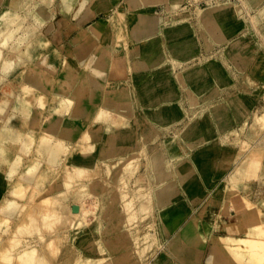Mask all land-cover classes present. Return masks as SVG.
<instances>
[{
	"label": "rangeland",
	"instance_id": "1",
	"mask_svg": "<svg viewBox=\"0 0 264 264\" xmlns=\"http://www.w3.org/2000/svg\"><path fill=\"white\" fill-rule=\"evenodd\" d=\"M128 2L129 0H118L112 3V8L108 13L97 16L94 20V22H97L99 18L105 19V22H101L103 34L96 28H92L102 36L100 37L99 48L90 59V63L101 54L102 47L106 49L103 58L100 60L101 67H99L97 72H94L89 67L85 68L86 70L84 71H79V68H77L76 70L80 72L78 77H75L76 79L71 78V73L65 69V66L72 61V58L63 55L59 50L58 52L54 51L53 54V49L46 46L24 68L19 69L10 81L0 87V107L2 102L8 101L10 109L16 104L15 95L19 92L18 88L23 82L31 83L32 81L39 90L32 94L34 97L30 95V98H36L35 100L29 98L26 102L32 106L31 112L34 115L33 118L35 117L33 122H24V120L21 122V120L15 123V128L23 129V131L29 130L32 134L29 133L34 138L30 150L22 152L21 146L16 143H7L5 145L8 150V160L12 163L16 158L23 157V163L19 169V174L12 179V183L11 181H4V179L3 181L6 184H2L1 182L3 181L0 182V264H19L10 260L9 257H15L24 247L34 243L39 245V256L41 258L47 256V248H44L47 245L46 241H42L43 239L40 241V238L38 241V237L35 239L34 236L32 237V235L38 236V233L27 236L23 235V232L32 230L34 219L42 217L49 221L50 219L53 220V216H50L46 210V205H44V208L41 204H38L43 197L52 194L68 193L69 198H71L69 204L75 203L77 206L73 205L72 208L76 207V209H80L79 211L82 210V220H85V222L79 219L74 220L73 218L72 222L70 217V219L67 218L68 216L65 217L64 223L57 228L60 238L57 246L60 249L54 255L47 256L49 264H94L95 262L97 264H118L117 259L120 255L128 253L129 250L132 255L127 254L129 258L124 261V264H155L157 261L165 264H226L224 257L219 253L215 261L210 260L211 255L215 251L211 235H227L228 233L224 229V222L232 226L235 231L243 228L244 216L247 211L243 204V196L258 205L264 212V206L260 204V202L264 201V179L241 180V185L237 186L242 188L238 189V196L234 197L231 202L215 195L222 189H225L227 196L231 193L228 190L230 184L223 182L230 180L236 166L244 159L250 157L254 151L253 149L258 145H263L260 134L264 130L256 123V118L264 115V79L261 78L262 75L258 79L255 75L231 74L229 61L232 58L225 57V52L220 53L221 49H217L216 53L210 49L216 40L212 38V41H210V33L207 29L209 25L205 26L200 22V33L203 37V40H201L194 24L196 18L200 17L201 19L204 14L215 13L219 17L221 13L223 16L225 13L227 25H223L222 29L228 33L230 29L237 28V26L230 19V11L226 7L232 5L230 2L233 4L237 3L243 7L241 0H202L200 2L195 0H153L151 9L154 10L155 6V11L158 15L177 18L183 14L182 17H179L182 19H179L178 22L187 21V24L189 23V26L196 30L200 54L196 59L188 62L186 66V69H189L188 72L199 69L198 67L203 63H214L210 70L214 73L212 78H214L215 82L220 83L222 79L231 80L232 88L222 94V98L218 101L214 97L217 94L215 89H210L209 85V88L207 85L200 87L197 85L205 83L204 81L206 80H211V77L200 78L198 81L191 82V85L195 88L194 91L198 87L196 92H189L191 111L193 113L198 112L195 106H203L204 108L202 107L194 118L192 117L195 115L191 111L188 112L186 121L176 126L177 131L181 130L185 122L188 121V126H185L186 130L184 131L185 138L181 137L183 133H174L173 131L167 133L175 122L182 121V114H185L182 109H179L178 115L174 113L173 122L163 126L158 123H156L157 125L155 123L150 125L149 118L145 116L147 115L146 112L141 108L139 88L143 82L144 75L141 76L140 68L135 64L136 61L133 60L135 56H138V50L142 48L143 42L138 41L134 35V32L138 30L135 17L150 14L147 13L148 11L142 10L135 15H131V4ZM179 2L180 6L176 11L168 7ZM214 4H219L222 9H217L219 8L217 7L218 5L214 7ZM258 5V8L253 7V9L251 8L248 11L242 9L239 13L246 17L249 22H252V18L256 19V17L263 20L264 1L261 0ZM207 8V12L203 14V11ZM143 9L145 8L143 7ZM187 24L184 26L188 27ZM211 32L213 33V31ZM222 38L228 39L223 42H225L226 52L230 57L232 50L240 49L242 56L249 59L252 58L253 63H255V71L262 69V63H264V27L262 25L255 27L251 23L246 26L244 40L241 45H239L240 40H230L228 35L222 36ZM35 40H37L36 36L30 40V43ZM236 41L237 43L235 44ZM25 49L27 50V46L22 47L23 51ZM218 53H220V58H218ZM247 53L248 56L246 55ZM240 59L243 60L242 57ZM8 62L16 63L17 56L11 55L8 57ZM216 65H218V69L216 68L218 74L221 72L220 75H223L222 78L217 76L216 71L214 72ZM38 66L40 69H38ZM74 67L72 66L73 70ZM144 69H142V74L145 72ZM68 70L70 69L68 68ZM182 71L181 68H175L172 71L173 76L176 77L175 79H178L181 84L183 83L180 77ZM89 75H93L95 80H89ZM36 76H39L40 83L35 81L36 78L34 77ZM185 79L189 80L188 77H185ZM226 86L228 85H223V87ZM75 88L80 89L81 94L74 97L75 99H73L72 95L69 99L68 97L74 92ZM43 89L45 90L42 91ZM178 91L181 95V101H183V109L186 107L188 111L186 93L180 88ZM92 92L95 93L96 100L90 98ZM61 93L63 94V101L62 99L54 101L55 96ZM65 97L67 98L66 100ZM68 99L79 103V107H82L85 112L76 116L77 131L74 138L69 139L67 142L66 149L68 153L61 162L60 170L54 173V169L42 162L37 171L41 179L29 178L28 166L32 161L36 160L35 157L39 156L36 151L39 148L38 144H41L40 142L44 140V137H48L49 122L53 121L55 116H57L51 111L53 108H58L62 112V107L66 108L71 102ZM104 110H109L108 116L110 117L118 115L124 125H121V123L117 124L116 120H114L113 124L110 125L111 128L106 129L104 126L108 124L99 120L101 119L99 118L100 112ZM233 111L238 120L244 117L245 121L233 127L232 130L230 129L231 125H235L234 122L230 121ZM211 114L218 130V133L213 138H221V142H216L218 143L217 145H229L237 148L231 165L226 170L224 168L226 167L224 158L219 153H216L215 150L210 149L206 151L208 161L205 164L207 167H201L193 158V164H188L186 168L188 172H191L192 175L194 174L193 178L195 179H187L190 177L187 175L186 181L180 180L181 185L179 187L176 186V189L173 190L174 198L169 202V205L177 206L181 204L183 209L178 212H171L165 219L161 216L163 210L156 207L155 202L150 211L140 210V202L147 199L148 193L156 189V187L153 188L154 184L152 185L149 180L147 158L150 153L148 151L166 155L169 163L174 166H178L181 160L197 156V152L202 148V145L207 144L205 143V134L213 129L212 121L209 119ZM200 117L202 121L198 123ZM190 118H192L191 121L189 120ZM249 118L250 122H248ZM197 129L202 131L201 136H198L199 132H196L198 131ZM121 131L136 134V141L142 142V146L146 147L147 150H143L144 148L141 146L142 149L140 148V151L130 154L125 157V160L116 165L117 160H109L107 155L109 150H112L111 139L116 133ZM187 133L190 134L188 135ZM196 133H198L197 136ZM182 140L184 143L189 144L186 145L188 148L183 149ZM243 143L248 144L245 146ZM167 151L171 155L167 154ZM133 154L142 157L140 167L134 171L135 173L124 169ZM171 156H174V159ZM89 158H93L95 160L94 163L97 164L89 167L92 173L79 176L72 171L73 179L71 182H67L69 169L67 170L66 167H74L76 166V161ZM101 162H106L109 166H113L109 177L107 174V176H104L109 171L103 166V168L100 167V169L94 170V167H98ZM9 166V163L3 164L0 167V173L5 175L9 170ZM170 171L169 174L172 177L168 174V178L163 181L164 185L176 181V178L178 179L176 171ZM119 177L123 178L118 180ZM34 180L41 182V192L43 193L36 192L35 194L39 195L32 201L31 206H28L23 213L18 208L17 212L9 216L10 221H5L7 214L3 210H5L6 200L13 198L12 189L22 187L26 190L27 195L32 189L27 181L32 184L35 182ZM121 181H124V187H122L123 182L121 185ZM25 201L17 200L18 203ZM130 203H132L133 209H131ZM227 203L229 211H225ZM188 227H191V231L185 239L183 236L184 230ZM40 230H42L45 237H48L44 227H41ZM150 235L156 238L155 243L145 240ZM262 237L264 238V234ZM16 240L22 241L21 247L17 246ZM88 243L89 246L87 247ZM104 256H107V258Z\"/></svg>",
	"mask_w": 264,
	"mask_h": 264
},
{
	"label": "bare ground",
	"instance_id": "2",
	"mask_svg": "<svg viewBox=\"0 0 264 264\" xmlns=\"http://www.w3.org/2000/svg\"><path fill=\"white\" fill-rule=\"evenodd\" d=\"M24 1L25 3L28 2L29 7L31 8H29L28 10H24V9L22 10L20 7L23 4V0H8V2L10 3L9 5H11L13 8L7 7V8H4L3 10L1 9L0 11V87L5 85L7 81H10V79L14 77V74L19 69L24 68L29 62H31L37 56V53L45 49L46 46L51 47L53 49V54H54V51L58 52V49H56L52 45V43L46 37L42 35L41 30H40L41 29L40 25H44L46 23L45 19L48 17L49 11H45V10L38 11V6L48 7L55 0H37V3L35 4L33 0H24ZM74 1L75 0H60L59 2L61 3L60 11L69 12L70 7H71L70 5L71 3H74ZM195 1L200 2L202 0H195ZM253 1L255 3L259 2L257 0H250V2H253ZM128 3L131 4L130 5L131 15H135L137 12H141L142 10H145V12L148 11L147 13L151 14V15H141L140 17L139 16L135 17L138 30L134 32V35L138 41L143 42L142 50H143L144 55L147 56V54L151 52L152 49L156 53L154 59L150 62L152 67L159 68L158 70L162 73L168 72V71L172 72L173 69L175 68H181L183 71L180 74L181 75L180 77L183 83H185V77H188L190 82L198 81L200 80V78L201 79L202 78L206 79V77L212 78V74L214 75V73H212V71L210 70V67L213 66L214 63H210V64L203 63L202 65H200V67L197 66L199 69L193 72H188L189 69H186L188 62L191 60H194V58H191V57L193 54H196V52L198 51V44H197L196 38L194 37L196 35L195 33H193L194 30L192 26H189V23L187 24V21L186 22L184 21L181 23L178 22L179 19H182L179 17H182L183 14L181 16H178L177 18L171 17V16L170 17L156 16L153 13L154 10L151 9L153 0H148V1L129 0ZM241 3L244 9L248 11L249 7L246 3V0H241ZM32 5H34V9H32ZM217 5L214 4V7L217 6L219 7V8L216 7L217 9H222V6H220L219 4ZM179 6H180V2L175 5L173 4L171 6H168V7L171 9H175L176 11ZM142 7H144L145 9H143ZM215 17L218 19L223 18L225 20L227 18V16H225V13H224V16L221 13L219 17L215 13H210V15L209 14L202 15L201 22L202 24L205 25V23H208L207 21L209 19L211 20L212 18H215ZM261 22H262V19H259L258 17H256V19L252 18L251 23L252 25L256 27V26H261ZM185 24H187L188 27L184 26ZM92 32L94 35L98 37L101 43L100 37L102 35L100 36L95 31H92ZM34 36L37 37V40H35L33 43H30V40ZM239 42H240L239 45H241L242 41H239ZM236 43L237 41L235 42V44ZM23 46H27V50L25 49V51H23L22 50ZM85 46H87V44ZM102 49L103 50L101 51V54L97 56L96 59L92 61V63H90V60H89L85 66H81L80 64L77 63V61L73 57L69 56V58H72V61L69 62L65 66L66 67L65 69L69 71V73H71V76H72L71 78L76 79L75 77H78V74L80 72L76 70L77 68H79V71H84L86 70L85 68L89 67L94 72H97L99 67H101L100 60L103 58L104 52L106 50L103 47ZM13 54L17 56V62L9 63L8 57H10ZM235 56L236 55L231 54L232 58ZM72 66H75L74 70ZM216 66L217 67H215L214 72L216 71V73L218 74V70H216V68L218 69V65ZM68 68L70 70H68ZM38 69H40L39 66H38ZM220 73L221 72H219L217 76L222 78L223 75H220ZM88 77H89V80H92V81L95 80L93 78V75H89ZM34 78H36L35 80L36 82L40 83L39 76H36ZM169 82H170L169 78H163V79H158V84L157 86H155V88L148 86V88L144 91V93L150 105H157L159 101L162 99L165 100V99L172 98L173 94L170 93ZM18 90L19 92L15 95L16 104L13 107H11V109L8 107V104H9L8 101L2 102L1 107H0V167L3 166V164L9 163L10 165L8 168L9 170L7 171L5 175H2L0 173V182L3 181L4 179V181L5 180L8 182L11 181L12 183V179L19 174V169L21 168L22 163H23V157H18L11 163V161L8 160V157H7L8 150H7V146L5 145H7V143L19 144L21 146L22 152L29 151L31 146L33 145L32 141L34 138L33 136H31L32 134L29 132V130L23 131V129L15 128L16 126L15 123L21 120H22L21 122H23V120L24 122L26 121L33 122V119H35V117L33 118L34 115L31 112L32 106H30V104L28 105L26 102L30 98V95L34 94V92L37 91L38 88L31 81V83L23 82L22 85H20V87L18 88ZM44 90L45 89H43L42 91ZM79 94H81V90L75 88L74 92L71 93L70 97L68 98L70 99L71 96L73 95V99H75L74 97H77ZM62 95H63L62 93L57 94V96H55L54 98V101L56 99L57 100L62 99L63 98ZM32 97H34V95H32ZM90 98L92 100L97 99L95 93L93 92ZM30 99L35 100L36 98H30ZM66 99L67 98L65 97V100ZM69 99L68 101H71L69 106H67L66 108L62 107V112H61V109H58V108H53V110L51 111L53 114L57 116H55V119L53 121L49 122V126H48L49 132L47 133L49 134L48 137L47 138L44 137V140L42 138L43 141L40 140L41 144H38L39 148L37 147L38 149L36 151H37V154H39V156L35 157L36 160L32 161V163L28 166L29 178L35 177L36 179L37 178L41 179L39 174H37V171L39 169L40 163L42 162H44L45 164L49 165L52 169H54V173H57L58 170H60L61 162L63 161V158L66 157L68 153V150L66 149L67 142L69 141V139L74 138L75 133L77 131L76 130L77 125L75 124V120L77 119L76 116L85 112V110L82 107H79V103H76L75 100L72 101ZM65 102L63 103L65 104ZM108 111L109 110L101 111L100 117H99L101 118L99 120L106 122L108 124L104 126L106 127V129L111 128L110 125L113 124L114 120H116L117 124L121 123V125H124V122L122 123V120L118 115H113L112 117L108 116L109 114ZM178 112H179L178 108L172 109L173 115L174 113L178 115ZM154 114L160 115L161 111L149 112V116L154 117ZM209 119L210 121H212L211 125L213 129L210 130L211 132H208L205 134L206 136L205 143L207 144L202 145V148L197 152V156L195 155V156H192L190 159L186 158L184 160H181L178 166H174L170 164L169 159L166 155L159 154V153H153V152L151 153L150 150L148 151L150 153L147 158L148 170H149L148 172L149 180L152 185L154 184L153 188L156 187V189L152 191L151 193H148L147 199L140 202V206H139L140 210L150 211L152 209V205L155 202L156 207L163 210L161 212V216L163 219H165V217H167L171 212H178L179 210L183 209V206L181 204L177 206L169 205L170 204L169 202L174 198L173 190L176 189V186L179 187V185H181L180 180H183V182L186 181L185 178L187 175L190 176L187 179H195L193 178L194 174L192 175L191 172H188L186 168L188 164H191V163L193 164V158L195 162H197L201 167H204V166L207 167V165L205 164L208 161V157H206V151L210 149L215 150L216 153H219L220 156L224 158L223 160H225L226 162V163L224 162L226 164V167L224 168H226V170L231 165L232 161L234 160V155H235L237 148L233 146H229V145L228 146L227 145L226 146L217 145L218 143L216 142L217 141L221 142V138L220 137L213 138V136L216 133H218V130L216 128L215 120L212 114L209 116ZM167 121H170V120H167ZM167 121L165 119H159L156 122L164 126L167 124ZM201 121H202V118L200 117L198 119V123H201ZM256 123L262 128V130H264V115L258 116L256 118ZM197 130L198 131L196 132H199V135L198 133H196V136L197 135L201 136L202 131L200 129H197ZM132 133L133 132H125V131L122 132L121 131L119 133H116L113 136V138L110 141V143L112 144V150L111 151L109 150V154L107 155L109 156V158L107 159L109 160L116 159L117 160L116 165H117L118 163L125 160V157L129 156L132 153H136L137 151H140V148L142 149L143 147L144 148L143 150L145 151L147 150L146 147L142 146L143 145L142 142L138 140L136 141L137 139L135 136L136 134L134 135ZM187 134L189 135L190 133H187ZM184 135H185L184 133L181 134V137L185 138ZM246 144L248 143H245L244 145L246 146ZM253 150L254 151L252 152L250 157H248L247 159H244V161H242L240 164H238V166H236L234 173L231 176L230 180L223 182V183L230 184L228 190L231 193L227 196L225 189H222L220 191H218L219 190L218 189L217 190L218 192L215 194L218 198H223V199H226V201L231 202L234 199V197L238 196L237 195L238 189L242 188V187L239 188L237 186V185H241V180L242 181L250 180L252 178L264 179V153H263L264 146L258 145ZM167 154L171 155V153H168V151H167ZM171 158L174 159V156H171ZM94 162L95 160L93 158L80 159L79 161L75 162L76 166L66 167L67 170L69 169L67 182H71L73 179L72 171L75 172V175L77 174L79 176L91 174L92 172H90L89 167H93L97 165ZM141 162H142V157L138 156L137 154L135 155L133 154V157L130 158L128 163L124 166V169L128 171L131 170V172L132 171L134 172L140 167ZM102 166L105 167L109 171L108 172L106 170L108 173H105L104 176L108 175L109 177V173L112 172L113 166H109V164L106 162H101V164H99L98 167L97 166L94 167V170L98 168L100 169V167ZM170 170L176 171V175L178 179L176 178V181L171 182V183L169 182V184L164 185L163 181L168 178L167 175L169 174ZM122 178L123 177H119L118 180ZM4 181L1 183L3 184ZM34 181L35 182L32 184L31 182L27 181L29 183L28 185L32 188L30 193L27 195H26V190L22 187L21 188L15 187L12 189L13 198L11 200L10 199L6 200L5 210H3L4 213L7 214L5 221L6 220L7 222L10 221L9 216L10 215L12 216L15 212H17L18 208L21 209V212L23 213L25 209H27L28 206L32 205V201H34V199L39 195L35 193L38 191L39 192L42 191V188L40 186L41 182L38 180H34ZM122 182H123V185H122ZM19 183L24 184L23 182H19ZM19 183L18 185L21 186V184ZM121 185L122 187L125 186L124 181H121ZM120 194L123 195V193L121 192ZM57 196H60V197H57ZM242 199H243V204L247 210L244 216V226L241 230H239L240 232L238 235H228V234L227 235H211V239H212L214 249H215V251L213 252L210 258L211 261H215L219 253L224 257L226 264H264V238L262 237L264 234V212L258 205L254 204L252 201H250L245 196H243ZM17 200H21V201L24 200L25 202L18 203ZM70 200L71 198H69L68 193L60 194V195L52 194V195L43 197L42 200L38 204H41V206L44 208H45L44 205H46V210L50 216L51 215L53 216L52 217L53 220L50 219L49 221V220L43 219L42 217H40V219H34L32 230L23 232V235H27V236L34 234V233H38V236L32 235V237L34 236V239L38 237V241H39V238H40V241L42 239H43L42 241L44 242L46 241L47 245L46 247L44 246L43 247L47 248L46 249L47 256L54 255L55 253L59 251L58 249H60L57 246V242L60 241L59 240L60 238L58 236L59 234L57 233L58 231L57 228L64 223L63 220L65 219V217L66 216H68L67 218L70 217L72 222H73V219L74 220L79 219L80 221L82 220V215H81L82 210L79 211L80 209H76V211L74 212L73 210L74 207L72 208V206L75 205V203L69 204ZM130 204L132 206V203ZM260 204L264 206V201L260 202ZM49 206H51L52 208ZM131 209H133V206ZM225 211H229L228 203L225 205ZM83 216H84V213H83ZM83 219H85V217H83ZM83 222H85V220ZM41 227L42 228L44 227V229L48 233L47 234L48 237L44 236V234L42 233V230H40ZM190 231H191V227H188L186 230H184L183 236L185 239L190 234ZM150 236L147 237L145 240L147 241L149 240L155 243L156 238L152 235ZM15 242L17 243V246L21 247V244H22L21 240H16ZM89 243L88 245H86L87 247L89 246ZM41 244H43V242H41ZM38 248H39L38 243L28 245L24 247L21 250V252L16 254L15 257H9V259L18 262L19 264H49L47 261V256L46 257L43 256L42 258L39 256L40 254H39ZM127 254L129 255L131 254L130 250L128 253L126 252V254H123L122 256L120 255V257L117 259L118 264H124V261L127 258H129L128 257L129 255ZM105 258H107V256ZM155 264H165V263L164 262L160 263L157 261V263Z\"/></svg>",
	"mask_w": 264,
	"mask_h": 264
},
{
	"label": "crops",
	"instance_id": "3",
	"mask_svg": "<svg viewBox=\"0 0 264 264\" xmlns=\"http://www.w3.org/2000/svg\"><path fill=\"white\" fill-rule=\"evenodd\" d=\"M33 1H34V4L37 3V0H33ZM117 1L118 0H75L74 3H71V5H70L71 6L70 10H69L70 13L60 11V4H61V3H59L60 0H55L48 7L47 6H38V11H42V10L49 11L48 17L45 19L46 23L44 25H40L41 26V29H40L41 33L63 55L71 56L77 61L78 64L85 65L94 56V54L97 52V50L99 48V42H100L98 37L96 35H94L92 32L95 30L91 29V28H96V30H98L100 33L103 34L101 22H105V19L99 18V21H97V22H94V20L97 16L108 13V11L112 8L111 4L115 3ZM257 1H259V2H257V4H254L255 3L254 1L250 2V0H246V3L249 7V10L251 8L253 9V7L254 8L259 7L258 4L261 3V0H257ZM262 1H264V0H262ZM230 3L232 5H230L229 7H226V8L227 9L229 8L230 19L232 20V22H234V24L237 26V28L230 29V31L228 33L225 32L224 29H222V27H223V25H227V24H226V20L223 18L218 19L215 17V18H212L211 20L209 19L207 21L208 23H205V26H206V24L209 25L207 29L210 33V36H209V38L211 39L210 41H212V38L216 40V41H214L215 43L213 44V46L210 47V49L215 51V53H216L217 49L218 50L221 49L220 53L225 52L224 55L227 58H232L226 52V46L224 44L228 39L225 38V40H224L222 38V36L228 35L230 40H237L238 39V40L243 42V40H244L243 37H244L246 26L251 24V22H249L246 17L240 15V13H239V11L244 9V7H241L237 3L236 4H233L232 2H230ZM0 4H1L0 10L7 8V7L13 8L11 5H9L10 3L8 2V0H0ZM20 8L22 10L23 9L28 10L31 7H29L28 2L25 3V1L23 0V4ZM32 9H34V5H32ZM155 10H156V8L154 6V11H153V13L155 12L154 15L161 16V15H158ZM207 10H208V8L205 9L203 12H207ZM197 18H196V21L194 24L196 26V30H198L199 39L203 40L202 34L200 33V28H201L200 22L202 19H200V17H199L198 21H197ZM261 25L264 26V19L262 20ZM209 27H210V29H209ZM196 30L194 28L193 33H195ZM211 31H213V33ZM95 32H97V31H95ZM195 35H196V33H195ZM194 37L196 38V41L198 44V51L196 52V54H193L191 58L196 59L200 54V45L198 43L199 39L196 36H194ZM223 41H225V42H223ZM86 44H87V46H85ZM239 50L240 49H234L231 51L232 55H236V56L238 55L239 57L237 56V57H233L232 59H230V61H229V65L231 68V70H229L230 73L234 74V75H237V74H247V75L249 74L248 76L255 75L256 78H258V79L260 78L259 76L262 75L261 78L264 79V63H262V69L261 70L255 71V69H254L255 63H253L252 58L249 59L248 57L242 56ZM220 53L217 54V55H219L218 58H220ZM155 55H156V53L152 49V51L149 52L146 56L143 54L142 48H140L138 50V56L137 57L135 56L134 61H136L135 64L140 68V71L146 67L144 69L145 72L143 74L141 71V76H143V75L144 76H143V82L139 88V91H140L139 92V99H140L142 110L145 111L147 114L145 116L147 118H149L150 125L155 123L159 119H165L166 121L170 120V121H167V123L173 122V118H175V116L172 114V109L178 108V109H182L183 113L185 112V114H182L183 115L182 121L175 122V124H173V126H171V128H169L167 133H170L171 131H173L174 133H180L181 134V133H184V131L186 130L185 126H188V124H187L188 121L185 122V124L181 128V130L177 131L176 126L179 123L186 121V114L191 111L189 92L194 93V92H196L198 87L209 85L210 89H212V90L215 89V91H217L216 92L217 94L214 97L217 98V101H218L220 98H222V94H224L230 88H232V85L230 83L231 80H229V79H222V80H220L221 81L220 83H217V82H215L214 79H211V80L204 81L205 83L197 84L198 87L194 91L195 88H193V86L191 85V82L188 79H185V83L181 84L180 81H178V79H175L176 77L173 76V73L171 71L162 73L158 70L159 68L152 67L150 62L154 59ZM246 55L248 56V53ZM240 57H242L243 60L240 59ZM244 65H246V67H244ZM257 65H259V64L257 63ZM153 72H155V73H153ZM163 78H169L170 79L169 86H170V93L173 94L172 98L165 99V100L162 99L159 101V103L157 105H150L147 98H145V96H144V91L148 88V86L155 88V86H157V84H158V79H163ZM223 85H228V86L223 87ZM179 88L182 89L186 93L187 105L189 106L188 111H187L186 107L183 109V106H182L183 101H181V95L178 91ZM217 101H214V102H217ZM202 107L203 106H200V107L195 106V109L198 110V112L193 113L191 111L192 114L195 115L192 118L197 116V114L201 111ZM151 111H155V112L161 111V114L160 115L154 114V117H155L154 118L153 116H148L149 112H151ZM233 114H234V111L232 113V117H231L232 119L230 121L234 122L235 125H231L230 129L238 126L239 123H244V121H245L244 117H242L238 120V118H236L235 115H233ZM192 118H190L189 120L191 121ZM155 119H157V120H155ZM248 122H250V118H249ZM221 133H226V132H221ZM260 138L263 140V146H264V132H262L260 134ZM181 142L184 145L183 149L188 148V146H186V145H189L188 143H184L183 140ZM224 224H225L224 229L227 231L228 235H238L239 234L240 231H235V229L232 226H229L228 223H226V222H224Z\"/></svg>",
	"mask_w": 264,
	"mask_h": 264
},
{
	"label": "water",
	"instance_id": "4",
	"mask_svg": "<svg viewBox=\"0 0 264 264\" xmlns=\"http://www.w3.org/2000/svg\"><path fill=\"white\" fill-rule=\"evenodd\" d=\"M76 211V207L74 208V212Z\"/></svg>",
	"mask_w": 264,
	"mask_h": 264
}]
</instances>
